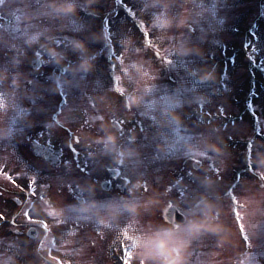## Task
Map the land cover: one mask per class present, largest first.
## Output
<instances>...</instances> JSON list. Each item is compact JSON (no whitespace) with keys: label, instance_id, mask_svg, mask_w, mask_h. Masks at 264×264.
Here are the masks:
<instances>
[{"label":"rangeland","instance_id":"374dc122","mask_svg":"<svg viewBox=\"0 0 264 264\" xmlns=\"http://www.w3.org/2000/svg\"><path fill=\"white\" fill-rule=\"evenodd\" d=\"M18 1L20 0H14V2ZM57 1H60L61 5H65L68 3L74 5V2L70 0H64L65 3H63L62 0ZM82 1L87 0H80V3H83ZM3 2H6V0H1V3ZM33 2H36V0H33ZM47 2H49V0H47ZM88 3L89 4L83 3V6H89L90 3H94L99 7V11H94L98 12V19L93 17L91 9H86L87 14L82 18L80 15L81 12L79 11V7H77L76 5L75 11L67 15L63 11H58L56 13L52 11L50 13V10H48V20L52 19V21L58 23L59 21L63 22L61 19L64 18V16L61 18L60 14H64L66 17L74 15V18L77 19L80 28L83 29L82 32H75L72 29L70 30V33L63 32L64 36L69 41H74L72 43L73 45L69 49H67L69 50L68 53L65 52V54H67V59H74L75 56L70 58L69 53L73 54L75 51V46H77L78 43H81L79 38H81L82 40L84 38L87 39L94 31L96 36L97 34H101L100 36L102 37V35L104 34V29H106V76H110V74L108 73L109 70L119 79H121L122 82L125 81V84L129 86V82H133V79H135V75L138 85H146L149 84L146 79H152L157 74L155 78V84L158 87L160 86L158 95L160 97H165L164 100L159 99L157 105V119L162 124L165 122L168 126H170L167 117L163 116V109L167 106V103L169 104L171 102V98L169 95H162L165 91V85H161V82L164 78L162 74V62H168L170 64V69H172L173 71L178 70V75L184 82V84L182 85L183 87H186L187 85L189 86V83L191 81L190 87L195 92H197L198 89L201 88L200 86L202 84H200L201 82L198 83V81L192 78L206 75V73H203L205 70L202 62L205 60V58L203 57L212 58V56H214L220 49H222V51L220 50V54L218 53L216 56H225L228 54L230 47L239 46L243 47V49L245 48L246 51L242 55L236 57V63L233 67L230 66L228 68V72L226 75L229 77L230 81H223L231 91L230 96L242 95L241 92L244 91V89L241 90V87L245 88L244 82L246 77H248L249 75L248 73L245 75V67L243 66L248 59L254 60V64L251 67L254 72L253 77L264 78V0H88ZM15 4L12 6L16 7L17 5ZM32 4L33 3H30V5ZM165 4L168 5L166 9L168 15L173 18L172 26L167 29H161L155 26L152 23V20L156 13L164 10ZM35 5L34 7L30 6V11L32 14L30 19H19L18 17H15L6 21L4 23L5 26L18 28L23 25L24 27L35 29L36 26L39 27V24L47 22V18L45 16H40L39 20H34L36 14L35 12L38 9V7H35ZM8 6L9 4L3 5V12L5 13L3 14V17H8V13L12 12V10L10 11L8 9ZM79 6H81V4H79ZM96 6L93 5L95 9H98ZM52 7L53 5L51 6V8ZM102 9L104 11H102ZM100 11H102V13H100ZM85 17L87 18V21L90 23V25L87 21H85ZM37 21H39V23ZM96 27L98 28L97 30ZM189 27H191L190 31L188 29ZM54 29L62 32L65 29V25L61 26V30L57 28V26H54L51 30ZM83 32H88V35H85ZM251 34H254L256 39H252L250 36ZM36 38L37 36L31 37V49L38 44V41H34ZM94 43L99 46L102 44V42L99 40V36L96 37ZM2 44L4 43L0 44V75L2 73L3 76H7L9 80L5 81L8 88L4 83L0 84V92H2L4 96L6 92L10 91L13 94H18L14 99L15 108H24L21 102H29L34 104L35 106L42 107L41 104L45 100V96L42 90L43 87L41 85L34 84L29 90L26 89V86L22 83V79H25L30 74L27 71L21 70L20 68L18 70V64L13 58V53L10 51L7 52V47L4 48ZM50 52L52 51H49V53ZM155 52H158V57H156ZM5 56H8L10 58V63L8 58ZM54 56L59 59L61 58V53L57 50L55 51ZM142 58L145 61L146 67L144 68L143 75L137 72L133 67V63H137L136 61H139ZM152 60H159L160 63H158V67H154L151 69L150 65L152 63L150 61ZM174 62H177V64H175ZM59 64L62 65L64 63L62 61ZM80 64L81 63H79V65ZM208 65L210 64L208 63ZM182 66H184V70H182ZM147 67L149 68L147 69ZM102 69L103 68H100L98 70L100 75H102ZM121 70L124 71V74L120 72ZM205 72H207V69ZM53 73H55L56 75L55 68H53L52 73H50L47 78H55V75ZM79 73L80 70H76L75 75L77 76ZM13 77L15 78L13 79ZM95 77L98 78L97 76ZM219 78V75H212L210 80L206 79L205 77L200 79L206 82V85H211L212 82H216L217 80H219ZM99 80L100 82L102 81L101 78H99ZM93 86L99 89V86L102 87V84L95 83ZM88 87L91 88L92 86L89 85ZM26 91H29V95L23 96L18 100V97L22 96L20 94H24V92ZM100 92H103L102 88L100 89ZM172 92H177V82L174 83ZM223 92L224 89L221 88V93L223 95L213 94L209 99L206 98V95L201 99L198 98L197 94L194 95L196 97H194L192 94H189L191 96L186 95V113L188 114L189 112L188 106L199 110H214L220 104L223 114H231L233 110L237 109L230 108L228 102L230 96H225L226 94ZM107 93L108 92H106V98L108 100L112 94L108 96ZM256 93L258 95V99L254 101L251 107L253 110H256L255 113L260 114L261 118L264 120V91L261 92L257 90ZM39 94L42 95V100H38L39 96L37 97L36 95ZM49 94L51 96V93ZM18 101H20V103H18ZM143 101L149 102L147 96L142 97L141 102ZM119 104L122 105L121 102H119ZM83 106L84 103L80 107ZM240 106L243 108L242 104H240ZM84 107L87 109L84 117H86V119L89 117H93L92 114H90L88 107ZM66 110L67 109L62 110V115H66L68 113ZM108 110L111 112L113 111V109L110 108V103ZM81 117L82 120L80 121V124L93 125V122L86 120L82 114ZM96 117L100 118L97 113ZM262 119L261 123L263 122ZM255 122L254 123L256 125V129L260 130L262 125L259 124L260 120L257 115L255 116ZM143 123L146 122L143 121ZM220 124L221 123H216L212 125L211 129L217 127V125ZM188 127L189 125L187 124V128ZM250 129H252V126L249 120H238L233 124H228L219 132V134L215 138L228 139L231 137L240 136V134L246 135L250 132ZM191 130H193L192 127ZM262 130H264V127H262ZM93 131L96 130H92L90 132ZM69 133L70 132L64 133L62 139H68ZM82 134L86 135L87 132H82ZM98 140L101 141V139ZM207 142L209 143L210 140ZM194 144L201 146L198 143ZM103 145H106V142H104ZM198 146H194V148L198 149ZM160 151L161 148L159 149V156H166V152L162 153ZM172 158L175 161V155ZM255 159L257 160V158ZM172 166V163H167L166 167L162 163H158V169H156L155 167L148 169V171L146 172L147 176L144 177L150 182V177L154 172L162 175ZM152 176L155 177L156 175ZM94 177L96 178L97 176ZM3 181L5 183V180ZM82 182L87 181H79V186L84 185L80 184ZM71 183V181H58L54 180V177L52 176L43 175V178H40L37 181V185H39L38 191L39 189H42V191L38 192L37 188H35V186L33 185L34 189L32 193L28 192L24 195H28L29 197H31L36 195L38 192L37 203H35L32 208H40L43 207V205L40 204L39 200L44 201L47 195L45 188L48 189V193L50 194L49 199L52 201L56 199L54 190L57 187L64 188L67 186V184L73 185ZM11 186L17 192H20L22 189H26L24 180H19L18 178L13 180ZM88 187L93 188L95 186L88 185ZM91 197L94 196L89 194L88 198L92 201ZM94 201H97L99 204H104L106 203V195L103 200L99 201L98 199H96ZM66 203L71 204L65 199H63L61 202L58 199L55 202V207L59 208L60 206V213L58 212L60 216L59 219L69 221L74 218V214L70 213L69 210L64 211V206H69ZM113 205L115 204L113 203ZM115 206L116 207H114L111 212V215L112 213H115L113 216H118L120 213V209L124 211L126 210L125 208L117 207V205ZM43 209L45 210L44 207ZM41 213L42 212H33L29 215V218L31 221L44 222L43 225H46L47 227L51 226L50 231L53 224L59 227L58 231L61 230V232L57 241L54 243V246H47V248H43L39 245V243L31 241L30 249L32 252H28L31 256V262L30 260L26 259L29 257V254H26L27 252H23V248L28 247L27 244L18 239L6 240V235L4 237L0 236L2 238L0 239V251L8 252V255L6 256L9 257V259L6 260L5 264H46L47 259L54 260L56 264H73V262L75 261H79V264H117L116 262L118 261V258L116 260H114L113 258L111 259L109 257L110 255L107 253L108 248H110L111 254L115 253L117 256H119L120 260H125L123 258L124 255L120 252L121 249L125 246L124 244L122 245L120 241H123L124 238H127L126 245H129L130 238H128V236H133L131 230H129L128 232L126 231L129 228L123 226L125 223L114 221L108 218V223L100 224L97 222V218L95 220V217H93L94 220H90L93 221V227L89 229V227H91V224L85 223L84 229L82 231V223H52L53 220L48 218L47 212H43V216L41 215ZM100 213L106 216V213L101 210ZM136 224L139 226L138 223ZM233 224V229H236L235 223ZM81 232V235L84 236L85 239L89 240L90 243H88L91 245L82 246L83 244L80 242L82 240L79 237V234ZM96 233L98 237L97 241H95ZM211 234L215 235L212 232ZM196 235L197 234L193 232L191 234L182 232L181 234V236H183L187 241L190 240L189 238ZM190 246L193 245L189 244L188 242L183 250V253L189 252ZM85 248H87V250H90L91 253H95L94 258H92L91 254L85 251ZM129 249L130 248L127 247V251H125L128 255H130ZM169 250L181 253L180 249ZM99 252H104L105 254H103V256L101 257L99 255ZM14 256L21 259H16ZM58 260L60 261V263L58 262ZM47 264L49 263L47 262ZM133 264H135V257L133 258Z\"/></svg>","mask_w":264,"mask_h":264},{"label":"clouds","instance_id":"9594fccd","mask_svg":"<svg viewBox=\"0 0 264 264\" xmlns=\"http://www.w3.org/2000/svg\"><path fill=\"white\" fill-rule=\"evenodd\" d=\"M168 5H164V10L159 13H156L153 17L152 23L161 29H167L172 26V17L168 15L166 9ZM58 11H63L65 13H71L75 11V5L73 4H65L58 6ZM55 54V50H50ZM91 67V60L89 58H85L81 61L80 68L83 71H89ZM133 67L137 72L144 74V69L140 64L133 63ZM142 100V97L133 95L131 103L139 104ZM101 140H104L108 144H112L115 141V134L109 133L106 137H101ZM119 158V157H118ZM264 163V161H262ZM139 181L133 185V189L139 186ZM131 191V190H130ZM97 201L91 202H82L79 205V211L83 213H93L97 222L100 224L108 223V217L101 214L97 209ZM110 208L116 207L115 205H110ZM123 207L127 209L129 212H137L139 210V205L134 201H130L125 199L123 203ZM115 213H112L114 215ZM211 223V219L207 210H205L204 215L199 220L189 219L186 224H182L181 227L186 229L189 233L199 231H211V228L208 225ZM202 226V227H201ZM142 243L145 247V252L141 253L145 256V259H151L157 261V264H167V261L161 256V244L164 245L165 248L168 249H180L181 256H176V253L173 252L172 255L175 257L177 264H184L182 259L183 250L188 243V241L177 233L174 226L162 225L155 232H153L149 237L142 240Z\"/></svg>","mask_w":264,"mask_h":264},{"label":"flooded vegetation","instance_id":"af4514ba","mask_svg":"<svg viewBox=\"0 0 264 264\" xmlns=\"http://www.w3.org/2000/svg\"><path fill=\"white\" fill-rule=\"evenodd\" d=\"M114 128L117 131V134L119 135V137H122L124 133H128L129 135H131L133 131H136V129H139V132H141L142 130L138 121H136L135 123H132L129 128L122 127L120 125L114 126ZM134 137H138V136L134 135V136H131L129 139L132 140ZM201 164H202L203 169L211 170V167L208 164L207 159L202 160Z\"/></svg>","mask_w":264,"mask_h":264},{"label":"snow or ice","instance_id":"6c2138e0","mask_svg":"<svg viewBox=\"0 0 264 264\" xmlns=\"http://www.w3.org/2000/svg\"><path fill=\"white\" fill-rule=\"evenodd\" d=\"M110 24V23H109ZM247 152L249 154H251V150H252V146H251V142H249V144L247 145V148H246ZM78 151V150H77ZM177 227H179V225H177ZM245 239H248L247 237H245Z\"/></svg>","mask_w":264,"mask_h":264}]
</instances>
